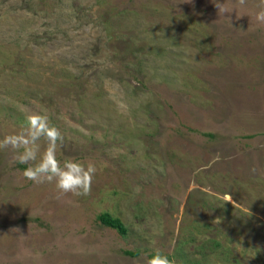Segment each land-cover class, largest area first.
I'll use <instances>...</instances> for the list:
<instances>
[{
    "label": "rangeland",
    "instance_id": "rangeland-1",
    "mask_svg": "<svg viewBox=\"0 0 264 264\" xmlns=\"http://www.w3.org/2000/svg\"><path fill=\"white\" fill-rule=\"evenodd\" d=\"M262 8L0 0V139L43 113L97 169L60 196L0 150V264H264Z\"/></svg>",
    "mask_w": 264,
    "mask_h": 264
},
{
    "label": "clouds",
    "instance_id": "clouds-1",
    "mask_svg": "<svg viewBox=\"0 0 264 264\" xmlns=\"http://www.w3.org/2000/svg\"><path fill=\"white\" fill-rule=\"evenodd\" d=\"M245 0H239L244 5ZM219 12L225 9L216 4ZM255 21L264 25V8L255 14ZM46 142V148L40 154L39 142ZM64 137L60 130L50 124L43 113H33L26 117V124L17 133L0 139V150H11L14 161L28 165L22 173L24 179L34 184L54 183L60 196H87L91 192L97 169L94 165L75 160H66L63 164L57 159V147L62 145ZM39 155V162L37 161ZM230 199V197H229ZM18 230V229H16ZM146 264H173L167 255L159 251L147 259Z\"/></svg>",
    "mask_w": 264,
    "mask_h": 264
},
{
    "label": "trees",
    "instance_id": "trees-1",
    "mask_svg": "<svg viewBox=\"0 0 264 264\" xmlns=\"http://www.w3.org/2000/svg\"><path fill=\"white\" fill-rule=\"evenodd\" d=\"M100 220L104 225L115 228L117 231H119V233L123 235H125L127 232V228L124 223L120 219L112 217L110 214H104L102 217H100Z\"/></svg>",
    "mask_w": 264,
    "mask_h": 264
}]
</instances>
